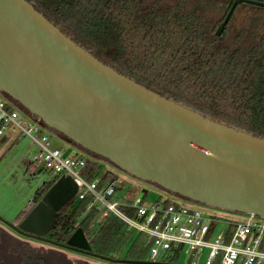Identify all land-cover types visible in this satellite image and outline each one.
I'll return each instance as SVG.
<instances>
[{
	"label": "water",
	"instance_id": "1",
	"mask_svg": "<svg viewBox=\"0 0 264 264\" xmlns=\"http://www.w3.org/2000/svg\"><path fill=\"white\" fill-rule=\"evenodd\" d=\"M240 3L233 0L220 36ZM0 91L47 127L190 200L264 218V136L160 94L76 42L29 0H0ZM61 176L23 219L47 234L78 191ZM68 246L90 249L79 227ZM133 264L151 261L115 259Z\"/></svg>",
	"mask_w": 264,
	"mask_h": 264
},
{
	"label": "trees",
	"instance_id": "2",
	"mask_svg": "<svg viewBox=\"0 0 264 264\" xmlns=\"http://www.w3.org/2000/svg\"><path fill=\"white\" fill-rule=\"evenodd\" d=\"M29 1L76 42L120 72L205 115L264 136V34L256 19L238 27L234 13L218 36L216 30L225 16L211 25L207 9L213 0L191 7L164 5L158 0ZM232 3L228 2L227 11ZM51 130L95 158L87 159V179L95 176L96 159L109 161ZM116 176L107 171L100 184ZM58 179L56 176L44 182L33 201H39ZM89 203V199L78 200L69 206L68 201L58 220L61 230L55 235L66 240L82 227L98 248L121 250L129 244V256L150 254L147 235L125 231V223L115 216H108L98 229L93 228L100 213L97 209L87 212Z\"/></svg>",
	"mask_w": 264,
	"mask_h": 264
},
{
	"label": "built area",
	"instance_id": "3",
	"mask_svg": "<svg viewBox=\"0 0 264 264\" xmlns=\"http://www.w3.org/2000/svg\"><path fill=\"white\" fill-rule=\"evenodd\" d=\"M49 130L38 117L0 91V137H31L39 146L31 164L54 172L55 177L71 176L79 186L78 200H90L87 212L97 209L100 221L113 213L129 228L146 234L152 257L175 252L190 258L193 264H201L207 252L203 264H264L263 217L255 213L218 217L162 197L148 202L146 194H131L130 184L121 176L101 185L100 177L89 180L84 175L88 158L66 155L61 148L51 147ZM220 222L223 227L216 231Z\"/></svg>",
	"mask_w": 264,
	"mask_h": 264
},
{
	"label": "rangeland",
	"instance_id": "4",
	"mask_svg": "<svg viewBox=\"0 0 264 264\" xmlns=\"http://www.w3.org/2000/svg\"><path fill=\"white\" fill-rule=\"evenodd\" d=\"M158 1L164 5L183 4L188 7L202 2V0ZM228 2H230V0H221V2L213 0L210 4L209 1L211 6H209L210 9H207V11L211 25H214L217 20L225 15ZM254 19L258 21L257 23H260V31L264 32V7L250 3H240L236 8L234 16L236 26L248 25L251 20ZM49 133L51 134V147L61 148L66 155H83L86 158L95 159L92 158V155L82 150L77 145L72 144L51 129L49 130ZM36 136H38V134H36ZM38 149L39 146L34 143L33 139L29 136L17 139L14 135L7 134L4 137H0V214L3 217L14 219L24 214L31 206L34 197L44 182L50 181L55 177L54 172L44 169L42 170L41 167H35L31 164L33 156ZM96 160L98 162V167L95 172L96 177L99 178L103 176L107 171H113L117 176L123 177L126 179L127 183L130 184L131 194L132 191L139 195L146 194L148 202H154L159 197H162L169 198L172 201L184 205L198 207L208 215L218 217H238L244 215L240 212L224 210L190 200L176 193L170 192L154 183L139 179L105 159ZM77 201L78 197L76 195L69 201V206H73ZM108 216L115 215L110 213ZM96 223L100 224V220L96 221ZM222 227L223 222L216 224V231H220ZM125 231L135 232V235L140 233L138 230L129 228L126 223ZM87 234L88 237H92L90 233ZM160 254L153 257H159ZM207 255L206 252L201 258L202 263L205 262ZM181 260L191 261L190 258L186 256L184 257V255L181 257Z\"/></svg>",
	"mask_w": 264,
	"mask_h": 264
},
{
	"label": "flooded vegetation",
	"instance_id": "5",
	"mask_svg": "<svg viewBox=\"0 0 264 264\" xmlns=\"http://www.w3.org/2000/svg\"><path fill=\"white\" fill-rule=\"evenodd\" d=\"M235 11L236 8L233 14ZM39 201H32L29 209L18 218L8 219L0 214V264H133L115 259L151 261L157 264H193L191 261L181 260L183 256L175 252L161 253L159 257H152L150 254L145 257L129 256V244L121 250L101 249L95 246L93 236L88 237L87 230L84 231L91 248L70 247L68 240L73 234L66 240H62L60 235H55L61 230L58 220L63 213V207L59 210L56 223L47 234L23 228V219ZM99 226V223H93V228L98 229Z\"/></svg>",
	"mask_w": 264,
	"mask_h": 264
}]
</instances>
